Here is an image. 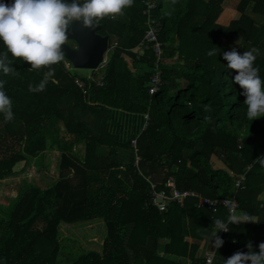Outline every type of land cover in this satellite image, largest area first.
Returning a JSON list of instances; mask_svg holds the SVG:
<instances>
[{"label": "trees", "instance_id": "trees-1", "mask_svg": "<svg viewBox=\"0 0 264 264\" xmlns=\"http://www.w3.org/2000/svg\"><path fill=\"white\" fill-rule=\"evenodd\" d=\"M147 1L162 61H168H161L162 83L154 94H148L153 55L137 48L144 32L142 0L117 19L99 21L102 35L107 28L115 34L100 85L81 78L78 88L73 80L80 77L62 62L38 93L29 85H38L48 69L30 71L31 65L17 58L13 74L0 72L14 114L6 123L0 113V181L13 175L19 162L58 154L55 176L46 174L50 184H23L0 209V264H204L196 242L227 214L220 207L198 208L192 199L158 212L148 205L145 179L159 190L169 177L176 189L202 197L234 193L235 214L252 220L228 225L211 264L247 252L249 241L259 252L264 168L254 160L264 156V117L247 118L243 90L233 79L237 73L227 68L223 52L254 49V66L264 80V0H228L232 15L226 25L218 23L224 0ZM215 47L217 56H208ZM5 51L0 42V53ZM143 115L148 120L141 129ZM212 158L223 169L213 168ZM228 172L244 174L242 189L233 192ZM94 219L105 229L100 251L61 262L59 224Z\"/></svg>", "mask_w": 264, "mask_h": 264}, {"label": "clouds", "instance_id": "clouds-1", "mask_svg": "<svg viewBox=\"0 0 264 264\" xmlns=\"http://www.w3.org/2000/svg\"><path fill=\"white\" fill-rule=\"evenodd\" d=\"M134 0H12L6 4L0 2V42L6 51L0 53V72L4 75L13 74L16 70L13 62L19 58L31 65L30 71L44 72L43 78L36 86L29 85V91L42 92L55 76L53 66L64 59L62 45L67 40V27L72 21H82L83 25L93 28L102 19H117L124 15L126 8L132 7ZM176 3V0H172ZM216 47L207 53L217 56ZM255 50L239 53L236 48L223 52L227 68L235 70L234 82L243 90L240 95L245 97L246 116L249 120L264 117V80L260 78L259 68L254 66ZM11 54L12 61L8 60ZM5 81L0 80V113L7 123L14 119L12 100L5 93ZM211 111L210 108H205ZM211 117H205L211 123ZM254 163L264 168V156L258 157ZM252 221L243 213L229 215L227 222L215 220L216 231L213 247L219 249L224 241L218 231L227 232L229 224H240ZM208 240V241H209ZM247 252L236 251L224 261V264H264V242L258 245L259 252L252 249L251 241L246 243ZM215 253V252H212ZM211 264V262H209Z\"/></svg>", "mask_w": 264, "mask_h": 264}, {"label": "built area", "instance_id": "built-area-1", "mask_svg": "<svg viewBox=\"0 0 264 264\" xmlns=\"http://www.w3.org/2000/svg\"><path fill=\"white\" fill-rule=\"evenodd\" d=\"M144 9L141 14L143 17V26L144 32L142 38L137 43V48L140 52L150 51L153 55V61L150 69V75L148 80V94H154L157 92L159 86L161 85V43L157 40V23L156 20L151 15V10H153V5L150 4L147 0H142ZM105 66V61L103 58L97 67L88 72L85 77L74 78L73 82L78 88L83 87V82L81 78L87 80H92L96 85L101 84L102 70ZM147 115H143V124L141 129L146 126ZM130 146L135 149V140H130ZM137 159V158H136ZM229 176H232L234 179L231 183V188L233 192L238 189H242V183L244 181V174L233 175L231 172H228ZM148 183L150 189L149 202L148 205L154 207L158 212H162L169 204H176L178 207H182L184 201L192 199L196 207H203L209 212H215V210L220 207L225 210L227 214V220L229 215L236 213L237 211V202L234 198V193H232L228 198L219 199V198H207L199 196L196 192L190 190H178L174 187L172 179L169 177L163 185V189H157L155 183L145 179ZM147 205V204H146ZM227 220L225 222H227ZM225 233L224 231H218V236ZM214 249L203 253L202 257L204 259V264H209L212 262L214 256Z\"/></svg>", "mask_w": 264, "mask_h": 264}, {"label": "rangeland", "instance_id": "rangeland-1", "mask_svg": "<svg viewBox=\"0 0 264 264\" xmlns=\"http://www.w3.org/2000/svg\"><path fill=\"white\" fill-rule=\"evenodd\" d=\"M224 7L223 9H228ZM109 30V28L106 29V32L108 34ZM110 46L109 44H107V50L103 54L104 61H106L108 57ZM61 62L65 70H70L78 76H86L87 73L90 72L87 70H74L66 61ZM164 63H168V61H164L163 64ZM57 157V152H44L38 155L36 158H30L24 162L15 164L13 167V175L6 178L4 181H0V209H5L6 206L9 205L11 200H13L16 196L17 189L21 188L23 184H35L40 188L47 184H50V179H48V175L46 174H50L53 177L55 176V165ZM212 165L213 168L223 169L221 163L217 159L212 158ZM263 193L264 187L262 194ZM59 230V233L63 237L61 251L58 256L61 262H64L66 258L75 256L80 252H99L100 245L105 233L104 225L99 219H94L83 224L64 225L60 223ZM199 255H203V253L201 252Z\"/></svg>", "mask_w": 264, "mask_h": 264}, {"label": "water", "instance_id": "water-1", "mask_svg": "<svg viewBox=\"0 0 264 264\" xmlns=\"http://www.w3.org/2000/svg\"><path fill=\"white\" fill-rule=\"evenodd\" d=\"M68 1L63 0V2ZM102 27L101 24H98L93 28H88L83 25L82 21L69 23L67 40L74 42L76 47L70 48L64 44L61 50L64 54V60L74 70H94L100 63L108 44V37L97 33ZM49 176L53 178V176Z\"/></svg>", "mask_w": 264, "mask_h": 264}, {"label": "crops", "instance_id": "crops-1", "mask_svg": "<svg viewBox=\"0 0 264 264\" xmlns=\"http://www.w3.org/2000/svg\"><path fill=\"white\" fill-rule=\"evenodd\" d=\"M228 3V0H224L223 1V3H222V12H221V14H220V16H219V19H218V23L219 24H221V25H226L227 23H228V21L230 20V18H231V15H232V13H231V10H230V8H228V5H229V3H228V5H226ZM224 5H225V7L226 8H228L227 10H225V9H223V7H224ZM224 7V8H225ZM225 10V11H224ZM223 15V16H222ZM98 23H101V25L103 26V24H102V21L101 22H98ZM103 28V27H102ZM102 30V29H101ZM105 33H106V36L109 38V42H110V51H111V48H112V46L114 45V39H113V37L115 36V34H113V33H110V34H108L106 31H105ZM111 35V36H110ZM104 36V35H103ZM112 38V39H111ZM108 42V43H109ZM110 51H109V53H110ZM109 55V54H108ZM102 58H103V55H102ZM108 58V57H107ZM62 61H65V60H62ZM106 62H107V59H106V61H105V64H106ZM103 69H104V67H103ZM87 71H92V70H87ZM103 72H104V70H102V75H103ZM79 77H85V76H79ZM264 194V193H263ZM262 194V196H261V199H264V195ZM83 223H86V222H82V223H75V224H83ZM62 224H64V223H62ZM64 225H72V224H64ZM216 231V228H214L212 231H211V233L208 235V236H206L202 241H198V242H196L197 243V245H198V251H197V254L199 253H205V252H207V251H210V250H213L214 249V247H213V242H214V237L212 238V239H210L209 240V238H211V236L213 235V233ZM217 235H218V232H217ZM104 237V236H103ZM209 240V241H208ZM198 254V255H199ZM197 255V256H198Z\"/></svg>", "mask_w": 264, "mask_h": 264}, {"label": "flooded vegetation", "instance_id": "flooded-vegetation-1", "mask_svg": "<svg viewBox=\"0 0 264 264\" xmlns=\"http://www.w3.org/2000/svg\"><path fill=\"white\" fill-rule=\"evenodd\" d=\"M68 2H71V0H69ZM98 24H101V23H98ZM101 31V30H100ZM97 32L99 35H101V36H103L102 34H101V32ZM65 45H67L68 47H70V48H75L76 47V45H75V43L74 42H72V41H70V40H67V41H65ZM64 60V59H63Z\"/></svg>", "mask_w": 264, "mask_h": 264}]
</instances>
